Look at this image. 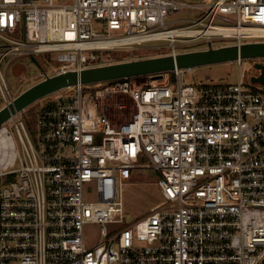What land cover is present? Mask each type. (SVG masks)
Returning <instances> with one entry per match:
<instances>
[{
    "label": "built area",
    "instance_id": "obj_1",
    "mask_svg": "<svg viewBox=\"0 0 264 264\" xmlns=\"http://www.w3.org/2000/svg\"><path fill=\"white\" fill-rule=\"evenodd\" d=\"M159 40L171 54L264 42V0H0V102L19 55L55 52L58 73ZM184 70L69 86L0 125V264H264V84ZM133 170L157 171L162 198L128 223Z\"/></svg>",
    "mask_w": 264,
    "mask_h": 264
},
{
    "label": "rangeland",
    "instance_id": "obj_2",
    "mask_svg": "<svg viewBox=\"0 0 264 264\" xmlns=\"http://www.w3.org/2000/svg\"><path fill=\"white\" fill-rule=\"evenodd\" d=\"M58 2H66L70 0H56ZM193 12L188 9H183L176 15L178 17H186ZM178 22L177 24H183ZM231 42L232 40H228ZM201 45H192L187 48L181 46L178 49L182 52L197 50L196 47ZM170 53V47L166 41H148L138 45L135 48H122L111 51V54L102 59L101 64L119 63L131 60H141L150 57L166 56ZM55 52H47L36 55L37 61L32 59L30 55H19L14 58L7 66L5 78L10 88L12 98L19 95L21 92L29 88L34 83L45 78L46 73L55 74L53 65H58L55 59ZM264 58L250 57L243 58L241 62L238 59L221 62H214L209 64H202L194 66L193 68L185 69L184 77L186 80H196L203 82H224L236 83L239 79L240 71L253 72L258 75L260 70L256 69V63ZM161 74H144L131 77L133 84L140 86L150 83L154 78ZM66 91V90H61ZM53 95L45 96L42 100H37L28 106V112L35 114L43 105L45 99L48 101ZM117 99L129 103L128 96L125 94H118L111 98V107L109 115L114 121L118 122L120 119L130 116L127 110H119L115 103ZM6 104V101L0 102V108ZM26 125L29 123L25 120ZM14 134L17 135L15 128H12ZM162 195L158 185V172L155 170H133L130 179L125 182L123 187L124 200V214L128 223L146 214L150 208L160 201ZM100 236V228L97 224H88L85 228V239L87 242L96 241Z\"/></svg>",
    "mask_w": 264,
    "mask_h": 264
},
{
    "label": "water",
    "instance_id": "obj_3",
    "mask_svg": "<svg viewBox=\"0 0 264 264\" xmlns=\"http://www.w3.org/2000/svg\"><path fill=\"white\" fill-rule=\"evenodd\" d=\"M250 57H264V42L187 51L47 74L44 79L34 83L0 108V125L38 99L69 86L144 74H161L175 68L188 69L202 64ZM32 59L37 61L35 56ZM256 68L260 73L253 76L252 80L264 84V63H256Z\"/></svg>",
    "mask_w": 264,
    "mask_h": 264
}]
</instances>
